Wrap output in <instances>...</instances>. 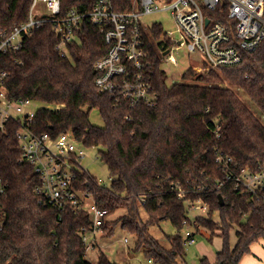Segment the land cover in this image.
Returning <instances> with one entry per match:
<instances>
[{"label":"trees","instance_id":"trees-1","mask_svg":"<svg viewBox=\"0 0 264 264\" xmlns=\"http://www.w3.org/2000/svg\"><path fill=\"white\" fill-rule=\"evenodd\" d=\"M94 1L61 0L62 12L88 11ZM114 1L117 10L132 7V0ZM31 3L0 0V32L25 22ZM162 31V24L156 23L147 34L154 60L150 80L157 94L152 106H131L99 90L94 64L109 46L104 32L87 21L63 52L56 48L58 37L51 24L33 28L19 51L1 56L0 66L8 71L11 97L39 103L35 132L58 136L73 131L85 146L99 147L112 182L105 186L85 172L77 176V184L90 190L109 214L127 210L115 221L106 220L104 234L112 235L121 220L137 236L136 249L154 264H186L181 230L193 224L187 200L204 199L208 214L197 218L213 232L222 231L223 246L216 262L204 256L201 264H241L252 244L264 238V198L236 190L216 156L223 151L238 167L264 163V121L243 97L264 116V40L255 51L244 52L237 65L207 74L188 68L182 81L168 84L158 50ZM93 108L100 111L104 125L91 121ZM18 127L10 124L6 132L0 130V179L5 188L0 197V264H118L105 252L96 262L87 258L79 230L92 224L90 213L60 211L36 192L40 178L32 165L20 161ZM164 220L178 230L167 236L169 246L151 233ZM233 225H238L234 246Z\"/></svg>","mask_w":264,"mask_h":264},{"label":"built area","instance_id":"built-area-1","mask_svg":"<svg viewBox=\"0 0 264 264\" xmlns=\"http://www.w3.org/2000/svg\"><path fill=\"white\" fill-rule=\"evenodd\" d=\"M40 3L45 10L41 5L38 10ZM115 6L114 0H95L88 11L71 8L63 13L61 0H32L28 19L10 31L0 32V58L10 51H19L25 35L45 24H51L58 37L56 48L63 52L87 21L104 32L109 46L94 64L99 90L116 99L124 98L131 106H152L157 94L150 80L154 60L147 34L161 22L147 21L151 14L168 12L179 33L176 39L172 32H165L167 39L158 47L160 55L175 62L172 50L186 47L188 54H199L198 63L190 67L203 74L213 68L239 64L244 52L255 51L264 40V0H132L130 9L117 10ZM7 77L8 71L0 66V130L6 132L10 124L19 126L16 135L21 146L20 161L32 165L39 175L36 192L45 203L60 211L70 208L76 213L91 214L90 227L82 226L79 230L88 254L95 250L97 235L103 233L110 214L108 209L98 206L90 190L77 184V176L87 172L81 162L86 154L85 145L73 131L58 136L35 132L32 124L39 103L30 97H11ZM216 160L236 190L264 198V163L238 167L233 157L223 151L217 153ZM4 192L0 179V197ZM187 209L189 216L190 211L207 215L209 204L204 199H188ZM185 227V243H195L191 225Z\"/></svg>","mask_w":264,"mask_h":264},{"label":"rangeland","instance_id":"rangeland-1","mask_svg":"<svg viewBox=\"0 0 264 264\" xmlns=\"http://www.w3.org/2000/svg\"><path fill=\"white\" fill-rule=\"evenodd\" d=\"M45 10V5L40 3L38 5L39 9ZM147 21L150 22H161L163 26V31L161 35L157 38V41H164L167 39L166 31L171 33L176 39L179 38V33L177 31L176 23L174 19L168 12H159L151 14L146 17ZM186 47L180 46L178 48H174L172 50V54L175 57V62L167 61L163 57L162 68L167 72L168 84H173L174 82H179L183 80V74L188 68H192L193 64H197L199 61V54L190 53ZM162 56V55H161ZM194 69V68H192ZM196 71V70H195ZM245 100L251 105L252 109L261 116L264 121V116L258 107L252 102V100L247 96L243 95ZM91 121L96 125H104L103 117L100 111L97 108H93L90 113ZM85 155L82 157L81 162L84 169L87 172L96 177L101 184L105 186H109L112 182V175L108 169L106 162L101 158L99 153V147L85 146L84 147ZM127 213L125 208H119L112 214L108 216V220L115 221L124 214ZM190 216L193 217L195 222L191 225V229L195 235V243L189 244L185 243L186 248V264H201V259L204 256L212 255L217 253L218 246L222 242V236L220 235L222 231L220 229H216L213 232L211 229L205 227L203 225L204 221H200V216H206L196 213V211H190ZM145 216V214L143 213ZM197 216H199L197 218ZM216 222H220L218 220L219 215L215 214ZM146 217V216H145ZM115 223L114 233L112 235H107L104 233H99L97 235V243L96 248L93 251L88 252L87 258L93 262H96L98 255L101 252H105L111 259L116 261L118 264H154L152 260H149L148 257L143 253L142 250L136 249V241L137 236L128 231L126 228L122 226L120 222ZM190 225V224H189ZM198 228V230H197ZM236 228L238 225H233V229L230 231V242L233 243L237 240L236 236ZM186 231V227L181 230V234L184 236ZM151 233L157 237L162 244L165 246H169L170 243L168 241V235H176L178 233L177 228L173 225V223L169 220H164L158 226H154L151 228ZM253 249L262 247L264 249V238H261L257 242L252 244ZM248 254H245L247 256ZM243 259V258H242Z\"/></svg>","mask_w":264,"mask_h":264},{"label":"crops","instance_id":"crops-1","mask_svg":"<svg viewBox=\"0 0 264 264\" xmlns=\"http://www.w3.org/2000/svg\"><path fill=\"white\" fill-rule=\"evenodd\" d=\"M237 241V240H236ZM236 241L231 243L232 246L236 244ZM223 246V238L222 242L218 246V251L222 248ZM211 262H216L217 260V253L212 254L211 256H207ZM241 264H264V249L262 247L253 249L251 253H249L247 256L243 257Z\"/></svg>","mask_w":264,"mask_h":264},{"label":"water","instance_id":"water-1","mask_svg":"<svg viewBox=\"0 0 264 264\" xmlns=\"http://www.w3.org/2000/svg\"><path fill=\"white\" fill-rule=\"evenodd\" d=\"M165 53H167V51ZM219 200H220V205H223L225 203L222 195H219Z\"/></svg>","mask_w":264,"mask_h":264}]
</instances>
